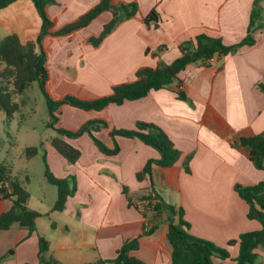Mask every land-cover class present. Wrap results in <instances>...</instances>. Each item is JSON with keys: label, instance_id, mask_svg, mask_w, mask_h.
Instances as JSON below:
<instances>
[{"label": "crops", "instance_id": "1", "mask_svg": "<svg viewBox=\"0 0 264 264\" xmlns=\"http://www.w3.org/2000/svg\"><path fill=\"white\" fill-rule=\"evenodd\" d=\"M98 2L55 0L46 7V13L54 21V29H59ZM253 2L114 0L117 6L135 3L137 12L97 47L87 40L101 33L110 13L100 15L72 36L43 39L49 74L46 90L54 100L65 95L99 98L109 94L113 86L133 80L140 68L172 62L180 56L178 46L196 36L235 44L247 34ZM260 6L264 10V0ZM151 11L158 14V22L145 24ZM40 28L41 19L31 0H15L0 9V41L15 34L21 44H26L37 38ZM252 36L253 46L214 57L208 66L188 65L169 89L151 91L144 98L111 104L101 111L61 107L54 128L75 131L88 120L104 121L108 127L95 131L94 136L109 149L115 140L119 148L115 155L101 153L86 133L69 139L47 126V133L36 137L34 157L27 159V147L22 149L29 162L40 159L44 178L47 165L54 177L72 175L76 181L74 195L60 212L51 211L54 204L44 206L45 186L40 187L37 197L28 191L27 207L41 214L35 224L37 234L49 244L47 257L63 264H93L114 259L124 243L138 238L137 249L129 252L131 257L144 264H171L168 215L144 218L128 206L123 193L126 188L135 203L153 189L166 203L181 207L191 235L227 249L229 258L213 257V263L236 264L238 245L228 242L261 229L258 221L247 218L249 205L235 191L237 185L251 187L264 182V171L254 168L249 150L239 144L242 137L264 133V25ZM161 46L164 49L159 51ZM177 91H182L188 101L178 99ZM0 120H5L1 111ZM136 122L159 127L181 152L173 167L154 166L151 176L140 181L136 174L147 161L159 158L157 151L137 138L115 136L113 140L110 136L112 129H134ZM55 137L80 151L74 164L53 149L51 140ZM185 162L189 173L185 172ZM24 181H29V175ZM11 206V201L0 200V215ZM152 223L158 224L157 229L143 235L145 226ZM37 253L36 235H29L19 224L0 230V264H39ZM256 253L259 264H264V248L257 247Z\"/></svg>", "mask_w": 264, "mask_h": 264}, {"label": "trees", "instance_id": "2", "mask_svg": "<svg viewBox=\"0 0 264 264\" xmlns=\"http://www.w3.org/2000/svg\"><path fill=\"white\" fill-rule=\"evenodd\" d=\"M15 0H0V9L7 7ZM114 0H99V2L86 13L82 14L72 22H69L59 29H54L52 21L47 13L46 7L55 4V0H31L33 6L41 19V28L34 41L21 44L17 35L11 34L0 41V111L9 122L13 115L19 111L17 103L13 102L12 94H23L34 82L45 99L47 112L50 117L46 125L52 128L59 136L75 139L86 133L90 139L105 155H115L119 148L114 137L137 138L143 144L157 151L159 158L146 162L143 169L136 174L138 181L150 177L154 166L161 168L173 167L181 158V152L174 146L167 135L157 126L142 122H136L135 128L130 130L112 129L110 136L114 140V147L109 149L103 142L99 141L94 132L107 128V124L100 120H88L75 131L64 128H54L58 120V114L62 106H70L81 111H101L111 104L121 105L125 101H135L146 97L149 92L160 89H169L178 80V74L185 70L190 64L209 65L214 57H224L236 53L244 46H253L255 39L253 33L264 25V10L260 6L263 0H254L246 36L239 42L232 45H225L220 38L206 35L196 36L178 46L180 56L166 64L159 62L156 67H143L136 71L134 79L115 85L109 94L94 98L81 99L73 95H65L60 99H52L47 90L46 84L49 79L47 69V57L42 47L45 37H69L87 27L92 21L104 13H110L111 18L104 24L98 36L89 37L87 42L97 47L102 40L108 36L122 21L135 16L137 5L120 4L114 5ZM158 22V14L151 11L144 23ZM164 49V46L158 50ZM157 50V51H158ZM2 67V68H1ZM7 81V82H5ZM11 82V91L6 86ZM177 98L188 101L182 91L176 92ZM239 144L249 150V161L254 168L264 171V133L239 139ZM53 149L62 156L68 163L74 164L80 157V151L69 144L66 140L55 137L51 140ZM38 147H27L24 151L27 159L37 154ZM185 172L189 173L188 163L185 162ZM45 178L48 184L56 188L57 198L51 211H63L69 197L76 191V181L73 176L59 179L52 175L47 165L45 167ZM235 191L248 205L247 218L260 223L261 229L255 232L241 234L238 239L228 242V245H238V255L234 259L236 264H259L257 247L264 248V182L251 187L235 186ZM127 197L128 206L133 207L147 218L151 214L166 213L168 215L167 241L171 247V264H214L213 257L219 259L229 258L226 248L215 245L195 237L189 233L190 226L183 219L184 211L181 207L166 203L153 189L147 195L142 196L135 203L130 197L128 190L123 189ZM29 192L12 174L8 165L0 164V200L12 202L11 208L0 215V230H8L17 223L25 228L29 235L35 234L38 241L37 258L39 264H63L52 257H47L49 250L48 242L37 234L35 221L41 214L30 210L27 207ZM176 221V222H175ZM158 224H147L143 235L149 236L157 229ZM138 238L126 242L117 251L112 260H98L93 264H144L140 260L131 257L129 252L137 249Z\"/></svg>", "mask_w": 264, "mask_h": 264}, {"label": "rangeland", "instance_id": "3", "mask_svg": "<svg viewBox=\"0 0 264 264\" xmlns=\"http://www.w3.org/2000/svg\"><path fill=\"white\" fill-rule=\"evenodd\" d=\"M6 86L11 91L10 81ZM12 100L18 104L19 111L9 122L0 120V164L9 165L13 175L36 197L40 187L45 186L44 206L52 207L57 197L56 188L46 183L40 159L29 162L21 154L24 147L35 146L37 136L42 137L47 133L46 125L50 117L45 99L34 82L23 94H12ZM26 174L29 175V181H24ZM8 252L10 253L11 249Z\"/></svg>", "mask_w": 264, "mask_h": 264}, {"label": "built area", "instance_id": "4", "mask_svg": "<svg viewBox=\"0 0 264 264\" xmlns=\"http://www.w3.org/2000/svg\"><path fill=\"white\" fill-rule=\"evenodd\" d=\"M211 60H212V59H211ZM211 60H210V61H211ZM210 61H209V62H210Z\"/></svg>", "mask_w": 264, "mask_h": 264}]
</instances>
